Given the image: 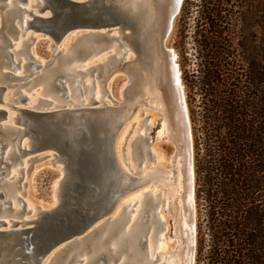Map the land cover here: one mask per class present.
I'll use <instances>...</instances> for the list:
<instances>
[{
    "label": "bare ground",
    "instance_id": "obj_1",
    "mask_svg": "<svg viewBox=\"0 0 264 264\" xmlns=\"http://www.w3.org/2000/svg\"><path fill=\"white\" fill-rule=\"evenodd\" d=\"M42 2L43 0H24L18 1L16 4L12 0H5L4 7L0 10V25L1 20L6 21V19L10 18L17 30L15 37L12 39V45L10 47L12 54L9 56V62L2 58L0 59V83H4L1 74L5 71H9L16 77L12 81H23V79L28 78L31 74L41 70V73L38 75L46 80L45 85L39 88L42 89L40 94L36 96L32 97V94H27L25 90L17 89L12 92L14 97H12V94L8 96V87L5 88L2 95V104H6L8 107L4 108L6 111L5 119H2V122L0 121L3 124L1 129H4V131H0V138H2L1 144L3 145L0 149V159L8 164L3 166L0 163V167H3L4 170L0 174V186L6 185V188L0 190V198L6 196L9 200L0 202V211L5 213L7 208L11 207L14 211L13 214L16 215L23 207H26L30 215L19 220L16 217H12L11 219L7 216L0 217V230L8 231L7 233L3 232L4 237L2 236L0 238V264H19L20 262L11 258L15 250L14 232L12 230L20 226H32L39 220L42 214L54 210L61 200L58 195L59 180L63 174L61 163V172L53 183V199L49 204L50 206L41 205V208L37 211L32 203L23 201L19 195V188H16L18 185L17 182L19 178L21 181L23 180L24 170L27 166L29 167L27 164L28 160L39 156H49L53 161L57 160H55L51 152L40 153V150H30L31 144L28 140V133L24 129V125H28V119L20 114L18 109L57 110L92 105L104 108V110L108 111L109 115L116 119H120L121 116L123 117V126L114 137L112 146L118 170L123 177L122 181L123 183L128 182L131 184L125 186L115 198L114 204L108 213L110 214L114 210L111 217H105L104 219L102 217L105 215H103L99 218L100 220L97 219L85 229L84 234L93 227L97 230L101 229V239L94 240L92 238L93 234L85 238L77 237L73 243L69 244V247L79 245L80 252L85 246H89L91 243V247L95 249L114 230L123 226L124 232H121L111 242L109 247L103 248V251L101 250L98 253L94 252L89 256L84 254L77 261L85 260L84 264H101L103 259L99 261V257L101 255L106 257L109 255L108 251L106 252L105 250H111L115 254L124 246L123 243L126 241V250L129 251V254H133V256L131 258L128 255L121 256L119 264H135L140 259V253L135 247L141 235L142 239L146 242L148 259L140 264H157L160 258H163L164 264H187L189 247L188 234L191 229L187 136L178 96L179 89L175 85V74L178 73V69L175 72V67L177 66V63H175V54L172 49H165L163 46V42L168 35V33L165 35V30L171 11L173 10L175 2H180L181 5L182 0H125V6L132 10L136 17L137 37L133 36V34L129 36L128 28L123 27L120 33L116 30H111L107 34L110 36L107 40L98 38L94 31L89 30L71 33L69 35L73 37L81 33L78 36L81 42L77 45L78 39H76L72 46H60V43L63 41L62 44H64L69 36L64 37L58 43H53L50 40L49 47L52 51V57L49 61H51V66L46 71H42V69L49 61L47 62L43 57L39 56L36 59L29 48L34 43V40L41 36L40 34L33 35L35 31H31L29 13L38 14L36 6L41 5ZM16 6H22L24 10L17 14ZM47 13L48 11L45 10L41 15H46ZM154 28L155 30L158 29L156 44L153 39ZM6 35L9 36L7 33ZM163 36L165 37L163 38ZM29 37H32L33 41L27 48V44L30 41H28ZM96 40H102L105 43L111 40V42L106 46V44H96ZM152 42L155 45L153 47ZM134 43H137V45ZM81 51L84 52L83 54H90L84 61H79L76 57L77 52L82 53ZM101 51L103 52L101 53ZM80 53L78 54L80 55ZM99 53L100 55H98ZM58 54L60 56L57 57ZM67 59H70V61L65 63L62 68H59V64ZM95 61L97 63L92 66ZM112 65L116 66V70L124 71L127 74L128 79H125L119 89V96L121 98L125 97V87L133 79L132 86H135L133 89H135L136 95L130 103L125 104V100L122 102L117 99L116 101L109 98L102 99L101 87L95 77L98 76L101 70L106 72ZM26 66H31L28 74H24V68ZM96 68L99 70L93 75L92 71ZM148 69L151 71L150 74L147 73ZM57 72L59 73L57 74ZM53 73H56L54 77ZM35 75L34 77L31 76L32 78L25 82H13L12 86H22L36 79L38 76ZM62 75L66 77L63 79L60 77ZM149 79L151 83H149ZM51 87L61 91L58 97L56 99L51 98L52 100L46 98V91H49ZM142 97L149 98L152 106L158 109L162 113V116L158 119V128L153 130L154 127H151L152 123L149 120L146 121L147 119L143 116L144 112L141 111V114L137 116L132 126L134 139L131 144H134V146L131 150L125 149L128 135L124 134V129L128 123V119L135 112V107H149ZM22 101L26 103L24 105H18ZM42 102H45L48 106L43 105ZM40 103L42 105H39ZM23 131H26V134H23ZM150 133H153L151 135L152 137L149 136ZM156 140L169 141L174 145L175 154L171 157V164L168 169L157 164V157L155 158L152 151V144ZM26 150L29 152H25ZM137 151L143 158L141 161L133 163V156L135 159H138ZM26 155L28 156L26 157ZM147 181H152L154 184L162 186L165 189L164 203H161L157 207V212H152L147 217L150 219L152 216H155L156 220H161L162 230L157 236V239L155 224L149 227L145 236L142 235L143 228L141 225L143 220H145L143 216L147 201L154 204L158 199L157 196L159 193L157 188H153V190L152 188L145 189L143 192L147 194L138 193L130 197L125 203L121 202L122 197ZM140 194H143V197H140ZM136 201H138L137 205L141 202L137 208L138 213L132 216L136 208ZM139 210L144 211V213L139 215ZM163 213L168 218L165 219ZM128 221H131V224L129 223L128 225ZM166 239L168 241H176V243L173 242L174 244L169 245L168 248L172 249H168L167 251L165 250ZM4 245L8 251L6 257H4ZM10 247H12L11 250L9 249ZM63 247L66 246L62 244L58 248H54L56 250L54 251L57 252L59 251L58 249Z\"/></svg>",
    "mask_w": 264,
    "mask_h": 264
},
{
    "label": "water",
    "instance_id": "obj_2",
    "mask_svg": "<svg viewBox=\"0 0 264 264\" xmlns=\"http://www.w3.org/2000/svg\"><path fill=\"white\" fill-rule=\"evenodd\" d=\"M12 1L16 3L24 0ZM124 1L43 0L41 5L36 6L38 14L29 13L30 28L31 31H35L53 43H58L71 33L86 30L94 31L98 38L107 40L110 37L107 34L111 30L120 33L123 27L128 28L129 36L133 34L137 37L136 17L133 11L125 6ZM4 3L5 0H0V10L4 7ZM179 7L180 2H175L167 22L165 35L169 33ZM22 10H24L22 6H16L17 14ZM45 10L48 13L41 15ZM16 32V27L10 18L6 21L1 20L0 59L9 62V56L12 54L10 47ZM32 39L29 37L28 41ZM134 44L137 45V43ZM176 67L175 72L177 71ZM1 75L4 83H0V104L3 103L2 95L5 88L13 85L9 81L16 78L9 71L2 72ZM175 85L179 89L178 96L187 136L191 200L189 208L191 229L188 234L187 264H193V169L188 117L179 73L175 74ZM18 112L28 119V125H24V129L28 133L30 150H40V153L51 152L55 160L61 163L63 169L58 187V195L61 198L59 205L54 210L42 214L32 226L11 229L15 239V250L11 258L20 261L19 264H39L52 249L60 244L69 247V244L73 243L77 237L85 238L94 234L97 230L95 227L85 234L84 231L103 215L105 216L102 218L105 219L117 195L125 186L131 184L123 183L112 146L113 139L122 128L124 120L122 116L120 119H116L109 115L104 108L93 105L57 110L19 108ZM5 117L6 111L0 107V121L2 122ZM1 122L0 131H4L1 129L3 125ZM26 131H23V134H26ZM1 139L0 149L3 146ZM0 163L3 166L8 164L1 159ZM3 171V167H0V174ZM3 232L7 233L8 231L0 230V238L4 237ZM4 248V257H6L8 251L5 245ZM9 249L11 250L12 247ZM64 249L66 248L58 250L63 252ZM62 252L57 257L63 256ZM78 252L79 249L77 252H72L64 264H67ZM106 258L103 255L99 257V259H103L101 264L106 263ZM112 262L114 264V261Z\"/></svg>",
    "mask_w": 264,
    "mask_h": 264
},
{
    "label": "trees",
    "instance_id": "obj_3",
    "mask_svg": "<svg viewBox=\"0 0 264 264\" xmlns=\"http://www.w3.org/2000/svg\"><path fill=\"white\" fill-rule=\"evenodd\" d=\"M224 39L203 40L204 50L183 73L194 264H264V56L239 53Z\"/></svg>",
    "mask_w": 264,
    "mask_h": 264
},
{
    "label": "rangeland",
    "instance_id": "obj_4",
    "mask_svg": "<svg viewBox=\"0 0 264 264\" xmlns=\"http://www.w3.org/2000/svg\"><path fill=\"white\" fill-rule=\"evenodd\" d=\"M153 39L155 40V44L157 42L158 37V29H153ZM37 34L36 32H33V35ZM76 34L73 37L69 36L67 38V41L62 44L60 43V46L67 47L72 46V44L78 39V36L80 35ZM221 36L224 37V42L228 41L229 44L233 49H235L237 52H246V53H255L260 56H264V0H182L181 5L179 7V10L177 11L176 15L173 18L171 29L165 38L163 42V46L165 49H172L175 54V63H177V69L179 73V79L180 84L182 87L183 92V99L185 102V108H186V114L188 117V126H189V133H190V145H191V157H192V164H193V151H192V135H191V126L189 122V113H188V105H187V91L185 87V83L183 81V73L184 70H191V68L194 66L195 56L199 51H203V40L209 37H215V36ZM33 41L30 40L27 44V48L29 47L30 43ZM223 41V40H221ZM50 40L39 36L34 40V43L29 47L30 51L33 53L34 57L37 59L39 57H43L45 61L51 60L52 57V51L49 47ZM81 41L78 39L77 44H79ZM111 40L108 43H105L104 41H98L96 40L95 43L99 45H105L108 46L110 44ZM152 42V44H153ZM62 44V45H61ZM155 46L154 44L152 47ZM26 48V50H27ZM106 51V50H105ZM82 52V51H81ZM103 51H101L102 53ZM134 52V51H133ZM80 52H77V60L84 61L86 58L89 57L87 54H83L84 52L78 54ZM37 55V57H36ZM87 55V56H86ZM100 55V53L98 54ZM60 56L59 54L57 57ZM185 58L188 59L187 64H185ZM28 61H31L30 59H27ZM92 60V59H91ZM70 59H67L65 61H62L59 64V68H62V66L65 63H68ZM97 63L95 61L92 66H94ZM51 66V61H49L46 66L42 69V71L48 70ZM31 66H26L24 68L25 72L24 74H28L30 71L29 69ZM58 68V69H59ZM99 69H93L92 74H96V72ZM41 71V70H40ZM40 71H36L35 73L31 74L28 78L23 79V81H27L28 79H31L32 77L38 76L36 79L31 80L30 82H27L23 84L22 86H11L7 88L8 96L12 94V92L17 90H25L27 94H32L33 96H36L40 94V91L42 89H39L40 87L44 86L46 83V80L42 79L38 74H40ZM59 72H57L58 74ZM147 73H151V71H147ZM56 75V73H53V77ZM32 76V77H31ZM63 79L66 77L65 75L60 76ZM96 80L99 82L101 87V94L102 99H112L113 101L121 100L124 101L125 104L130 103L131 100L136 95L135 86L133 87V79L130 81L126 87V93L124 94V98L119 96V89L121 88L122 84L124 83L125 79L127 78V74L124 71L116 70V66L112 65L106 72H99L98 76L95 77ZM23 81H11L13 82H23ZM149 83L150 79H149ZM31 85V86H30ZM30 86V87H29ZM131 86V87H130ZM131 88V89H130ZM54 89V90H53ZM129 92H128V91ZM34 92V93H33ZM61 91H58V89L50 88L49 91H46V98L48 99H56L58 97L59 93ZM133 94V95H132ZM14 97V94H12ZM128 95H130L128 97ZM42 97V95H40ZM128 97V98H127ZM144 99V102H146L149 107L148 108H142L141 106L135 107V112L133 115L128 119V123L125 126L124 134L128 135L125 149L131 150L134 144L132 145V140L134 139V131H133V122L141 114V111L144 112L146 121H150L152 123L151 127H154L153 130H156L158 128V119L162 116V113L155 109L150 99L147 97H142ZM52 100V99H51ZM11 102V101H10ZM26 102L22 101L21 103H18V105H24ZM43 105H46V103L42 102ZM41 103L39 105H42ZM48 106V105H46ZM1 108H7L8 106L6 104H0ZM132 130V131H130ZM153 133H150L149 136H151ZM152 137V136H151ZM152 151L155 155V158L157 157V164L164 167L169 168L171 164V157L175 154L174 153V145L172 142L165 141V140H156L155 143L152 144ZM138 154V159H135L133 156V163H136L137 161L142 160V156ZM28 155H26L27 157ZM27 166L25 168V173L23 175V180L19 178L17 182V187L19 195L21 196V199L25 202L32 203V205L35 207V209L38 211V209L42 206H48L50 202L53 199V193H52V187L55 179L57 178L60 171V163L58 161H53L51 157L44 156V157H36L31 160H28ZM193 169V166H192ZM131 173V172H130ZM138 175V174H137ZM5 176V175H4ZM3 176V177H4ZM144 180V178H143ZM21 186V187H20ZM3 188H6L5 186H0V190H3ZM21 188V189H20ZM148 188H157L158 191V199L152 204L150 201H147V206H145V213L142 210H139L140 214L144 213L142 222V228L143 233L142 235H146L148 232V229L152 224H155V234L156 239L159 233L162 230L161 227V220L158 221L155 219V216H152L150 219L147 217L149 214H152V212H157V207L164 203V192L165 189L162 186L154 184L152 181H147L139 185L136 189L131 190L129 193H127L124 197H122L121 202L125 203L130 197L133 195H136L138 193L145 194L146 192H143V190ZM22 190V191H21ZM21 192V193H20ZM143 194H140V197H143ZM147 194V193H146ZM193 206H194V252H193V264H194V255H195V226H196V208L194 204V176H193ZM4 200H9L6 198H0V202H3ZM136 201V208L132 213V216L135 213H138V206L140 202L137 205ZM151 203V204H150ZM20 205V204H19ZM50 206V205H49ZM55 207V206H53ZM86 207V206H84ZM120 210V208H119ZM117 210V211H119ZM114 211V210H113ZM112 211V213H113ZM13 209L11 207H8L5 213H2L0 211V217L7 216L8 218L16 217L18 220L23 219L25 216L30 215L27 211L26 207H23V209L17 213L16 215L13 214ZM112 213L108 214L107 217H111ZM146 215V216H145ZM163 217L166 219L168 218L167 215H164ZM16 219V220H17ZM148 219V220H147ZM150 220V221H149ZM102 221V220H101ZM100 221V222H101ZM159 222V223H158ZM131 224V221H128L127 224ZM166 224V223H165ZM168 225V224H166ZM147 227V228H146ZM121 228V229H120ZM112 234H110L105 240L102 242L101 245L97 246L95 249L91 247V243L89 246H85L80 252L76 253L73 258L69 260L67 264H84L85 260L77 261V259H81L84 254H87L88 256L91 255L94 252H100L103 248L109 247L111 242H113L117 236L122 232L123 226L120 227ZM146 228V229H145ZM101 229L97 230L93 234L94 240H100L101 239ZM141 235L138 239H141ZM176 241H168L166 239V251L170 244H174ZM126 241L123 243V247L113 254L111 250H105L108 251L109 255L106 258V263H111L114 261L115 264H119V261L121 259V256L128 255L129 258L133 256V254H129V251L126 250ZM62 245V244H60ZM59 245V246H60ZM78 246H70V247H63L64 249L63 256L57 257L59 255V251L55 252V249H52L50 253H48L39 264H64L68 257L72 254V252H75L77 249H79ZM62 248V249H63ZM55 250V251H54ZM103 251V250H102ZM140 253V259L137 260V264H140L142 262H145L148 259V256L146 254L147 248H146V242L143 241L139 245L138 249ZM55 252V253H54ZM115 256H112V255ZM100 259L99 261H101ZM98 261V262H99ZM135 263V264H136ZM156 264V263H155ZM157 264H164L163 258H160L157 262Z\"/></svg>",
    "mask_w": 264,
    "mask_h": 264
},
{
    "label": "flooded vegetation",
    "instance_id": "obj_5",
    "mask_svg": "<svg viewBox=\"0 0 264 264\" xmlns=\"http://www.w3.org/2000/svg\"><path fill=\"white\" fill-rule=\"evenodd\" d=\"M142 240H143L142 238H141V239H138V241H137V245H136V247H135L136 250L139 249V245L141 244L140 241H142ZM143 241H144V240H143ZM143 241H142V242H143ZM87 246H88V245H87ZM146 247H147V246H146Z\"/></svg>",
    "mask_w": 264,
    "mask_h": 264
}]
</instances>
